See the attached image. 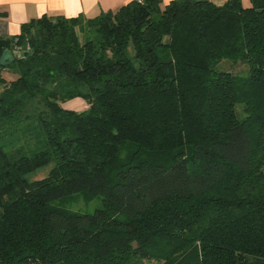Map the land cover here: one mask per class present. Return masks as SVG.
I'll return each mask as SVG.
<instances>
[{
    "label": "trees",
    "instance_id": "trees-1",
    "mask_svg": "<svg viewBox=\"0 0 264 264\" xmlns=\"http://www.w3.org/2000/svg\"><path fill=\"white\" fill-rule=\"evenodd\" d=\"M6 49L0 264H264V0L43 15ZM79 193L102 207L56 203Z\"/></svg>",
    "mask_w": 264,
    "mask_h": 264
},
{
    "label": "crops",
    "instance_id": "crops-1",
    "mask_svg": "<svg viewBox=\"0 0 264 264\" xmlns=\"http://www.w3.org/2000/svg\"><path fill=\"white\" fill-rule=\"evenodd\" d=\"M130 0H0V37L17 35L21 25L43 15L92 18L102 11L116 10ZM171 0H169L170 2ZM223 4L227 0H212ZM250 0H243L248 5ZM167 3L161 0L163 8ZM67 109L82 111L88 106L82 98L63 103Z\"/></svg>",
    "mask_w": 264,
    "mask_h": 264
},
{
    "label": "rangeland",
    "instance_id": "rangeland-1",
    "mask_svg": "<svg viewBox=\"0 0 264 264\" xmlns=\"http://www.w3.org/2000/svg\"><path fill=\"white\" fill-rule=\"evenodd\" d=\"M218 68L221 70L231 71L237 75H246L249 70V65L242 61V60H232V59H224L219 65ZM15 72H10V70H5L4 75L10 76L11 74H14ZM43 108V105L38 106L37 101L30 104L29 112H38L40 109ZM237 113L240 117L244 116L243 106L237 105L236 106ZM53 163L50 165H47L45 167H42L38 169L37 171L31 173L28 177L31 180L43 178L48 175L50 169L53 167ZM58 205L72 209L75 211L80 212H94L97 208L102 207L103 200L102 196H92L89 197L83 193H79L76 195H73L72 197H68L62 200H58L56 202ZM146 264H158L156 261H147Z\"/></svg>",
    "mask_w": 264,
    "mask_h": 264
},
{
    "label": "water",
    "instance_id": "water-1",
    "mask_svg": "<svg viewBox=\"0 0 264 264\" xmlns=\"http://www.w3.org/2000/svg\"><path fill=\"white\" fill-rule=\"evenodd\" d=\"M15 61V57L10 49H6L1 56L0 62L3 66H8Z\"/></svg>",
    "mask_w": 264,
    "mask_h": 264
},
{
    "label": "clouds",
    "instance_id": "clouds-1",
    "mask_svg": "<svg viewBox=\"0 0 264 264\" xmlns=\"http://www.w3.org/2000/svg\"><path fill=\"white\" fill-rule=\"evenodd\" d=\"M169 2V0H165V3H168Z\"/></svg>",
    "mask_w": 264,
    "mask_h": 264
}]
</instances>
